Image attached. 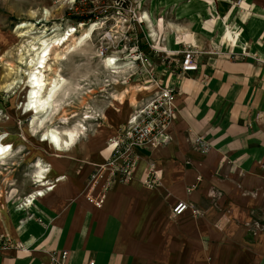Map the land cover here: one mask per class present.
<instances>
[{
  "label": "crops",
  "instance_id": "1",
  "mask_svg": "<svg viewBox=\"0 0 264 264\" xmlns=\"http://www.w3.org/2000/svg\"><path fill=\"white\" fill-rule=\"evenodd\" d=\"M146 13V51L148 41L172 62L152 54L156 82L126 80L111 93L124 104L96 105L99 129L47 161L53 188L27 216L0 201V239L10 241L0 264H52L60 251L65 264H264V0H148ZM189 45L199 67L183 73ZM157 85L175 95L172 142L138 151L133 179L114 183L96 206L88 196L100 198L107 174L88 184L111 157L109 138ZM196 136L208 153L193 146ZM180 202L199 215L174 216Z\"/></svg>",
  "mask_w": 264,
  "mask_h": 264
},
{
  "label": "rangeland",
  "instance_id": "2",
  "mask_svg": "<svg viewBox=\"0 0 264 264\" xmlns=\"http://www.w3.org/2000/svg\"><path fill=\"white\" fill-rule=\"evenodd\" d=\"M117 1L90 0L86 4H81L78 0H0V136L8 135L9 137L5 143L14 146L13 155L6 160L5 164L3 163L5 166H1L0 163V201L5 202L8 200L7 202L13 204L12 210L16 209V215L27 216L28 211L35 206L34 204L32 208H26L25 212L19 209L26 197L37 188L33 177L34 164L39 160L46 163L54 157L53 150L40 142V136L35 137L30 133L29 123L32 118L25 113L26 109L22 107L26 102L24 87L17 84L9 91L4 88L15 79H18L17 74H11L9 66L11 65L15 69L20 66L18 64L20 57L18 53L21 51L22 44L14 41V39L17 35L29 30L16 31V29L21 23L22 25L31 23L33 27L36 26L35 32L41 34L46 29H48L47 34H53L56 30L62 33L73 28L79 31L77 34L79 36L83 29L80 26H83V23L86 26L96 22L101 23L102 26L100 25L94 31L91 39L76 54L59 64L51 62L54 63V67L62 69V75L69 82L65 90L70 93L68 100L70 107L65 109L66 113L64 114L69 119L68 125L73 127L80 123L86 129V131H83L84 134L81 135V139L79 138L80 140L77 141V148L84 137L94 134L97 128L99 129V121L102 115L98 118L95 114H92V110L98 111L96 105L99 102L107 101L106 99L111 100V98H114L115 100L117 96L113 97L112 95L111 97V93L113 94L116 87L121 86L126 80L133 81L135 78L146 76L145 71H138L133 66L132 68L131 66H118V69L108 71L103 66V60L101 62L102 58H96L95 54L97 52L100 54V48L102 47L107 50L106 56L109 57H120V54L132 53V48L136 47L139 51L146 52L147 28L150 31L148 21H145L142 17L144 24H135L131 28L128 27V24L121 25L123 20L117 16L115 10ZM131 1L137 7L139 16L146 13L148 0ZM45 10L50 15H48V20L44 19ZM32 13H35L36 16L33 17ZM154 22L158 24V21L155 20ZM115 31H118V33ZM107 32H112L110 36L117 35L114 38L116 40L112 42L104 39V34ZM38 35L40 36V34ZM18 40L23 42L22 38ZM136 41H138L137 44ZM153 44L159 46L158 36L157 43ZM124 70L126 74L118 76L120 84L115 83L111 87L105 86V80H111L115 76L114 71ZM76 85H79L80 90L74 92L73 89ZM143 86L145 85L137 86L136 90ZM143 92L145 91H140L139 94ZM125 98L122 104L125 103ZM133 102L135 101L133 100ZM87 116H92L93 119H86ZM58 119L59 117L53 119L48 126L63 127ZM15 211L13 210V212Z\"/></svg>",
  "mask_w": 264,
  "mask_h": 264
},
{
  "label": "bare ground",
  "instance_id": "3",
  "mask_svg": "<svg viewBox=\"0 0 264 264\" xmlns=\"http://www.w3.org/2000/svg\"><path fill=\"white\" fill-rule=\"evenodd\" d=\"M32 14L33 17L36 16L35 13ZM48 15L49 12L45 10V20H48L50 16ZM142 17L145 21H149L150 19L147 13H143ZM100 25L101 23H92L89 26H80L83 29L79 36H77L79 31L73 28L62 33L56 30L53 34H47L48 29H46L41 34L40 32H35L36 26L34 25L35 27H33L31 23H24V25L21 23L16 29V31L29 30L17 35L14 39V41L22 44L20 47L21 51L18 53L20 56L18 64L20 66H17L16 69L11 65L9 66L11 74H17L18 79H15L4 88L9 91L16 87L17 84L24 87L26 102L22 107L26 109L25 113L29 114L32 118V121L29 123L30 133L35 137L40 136V142L46 144L48 148H51L54 156L70 154L77 145V141L81 139V135L84 134L83 131H86V129L80 123L73 127L68 125L69 119L64 114L66 113L65 109L70 107V103H68L70 93L68 90H65L69 82L62 75V69L60 67H54L53 64L65 62L70 56L76 54L91 39L94 31ZM19 38H22L23 42H20L18 40ZM95 55L96 58H99L98 52ZM101 60H103V66L108 71H112V69H116L118 66H129L127 64L120 65L116 63L114 57L102 58ZM52 61L54 62L53 64L51 63ZM113 73L115 74L112 77L113 81L119 84L118 76L126 74V71H114ZM78 90H80V87L76 85L73 91L76 92ZM123 96L115 97V100L122 104ZM58 117L63 127H49L48 124ZM90 118L88 117L87 119ZM8 137V135L0 136L1 166H5L6 160L13 155V144L5 143ZM34 168L35 172L33 177L38 188L34 189L26 197L20 206L22 209H30L36 204L37 198L45 195L47 186H50L48 184L50 183L48 180L52 172L50 164L39 160L34 164Z\"/></svg>",
  "mask_w": 264,
  "mask_h": 264
},
{
  "label": "built area",
  "instance_id": "4",
  "mask_svg": "<svg viewBox=\"0 0 264 264\" xmlns=\"http://www.w3.org/2000/svg\"><path fill=\"white\" fill-rule=\"evenodd\" d=\"M78 1L81 4H86L90 0ZM115 10L117 16L123 20L121 25L128 24V27L130 26L131 28L132 25L145 23L142 16L138 15L137 7L133 5L131 0H118L116 2ZM83 25L86 26L85 23H83ZM115 32L118 33V31ZM110 33L112 32L105 33L104 39L113 42L116 40L114 38H116L117 35L110 36ZM137 43L138 41H136V44ZM147 44L149 50L145 53L139 51L136 47L132 48V53L120 54V57L118 56L114 58L116 59V63L120 65L127 64L129 67L131 66V68L132 66L136 67L138 71H145L144 73L156 82L157 80L154 78L155 70L152 68V54L163 55V62L168 64L172 62L173 55L166 51H159L155 49L153 46L149 45L148 41ZM99 53V58L109 57L106 56L107 50H105L104 47L100 48ZM181 53V72H197L199 66L196 60L198 55L196 48L189 45ZM104 84L106 87H111L112 85H115V82H113V79L111 78V80L106 79ZM157 87L158 92L155 96L151 100L138 106L137 109L133 111L129 121L122 125L114 136L109 138L108 145L112 147L111 157L103 165L96 167V170L91 179H89L88 184V187L91 189L95 188L98 181L103 179L104 175L107 174V179L103 184L100 198L94 199L91 196H88V200L96 206H100L102 201L101 198L103 199L104 194L114 183L124 185L128 184L133 179L135 170L140 160L138 151L149 147H164L172 142V136L169 133V128L175 120L177 114L175 95L171 89L163 88L160 85H157ZM96 113L97 112L92 110V114H95L96 117L100 118L101 114ZM192 144L203 154L208 153L210 150L209 144L203 137L196 136L193 139ZM35 185L37 184L35 183ZM52 188L53 185L47 186L46 192L50 191ZM186 211H190L194 217L199 215V210L194 207H189L188 204L182 202L178 203L172 209V214L174 216H180ZM9 242L10 241L7 238L0 239V248H6V245ZM67 256V251L52 253V264H65ZM88 264H94V262L91 261Z\"/></svg>",
  "mask_w": 264,
  "mask_h": 264
}]
</instances>
